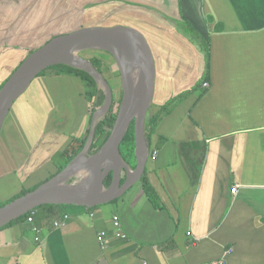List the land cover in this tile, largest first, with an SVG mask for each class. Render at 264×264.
Returning a JSON list of instances; mask_svg holds the SVG:
<instances>
[{
  "label": "crops",
  "instance_id": "crops-1",
  "mask_svg": "<svg viewBox=\"0 0 264 264\" xmlns=\"http://www.w3.org/2000/svg\"><path fill=\"white\" fill-rule=\"evenodd\" d=\"M110 12L151 47L152 113L175 99L146 135L142 177L161 206L141 177L110 203L36 209L0 228V264H264V0H0V85L59 26ZM90 109L79 77L34 78L0 130V199L59 173ZM114 214L128 238L115 236Z\"/></svg>",
  "mask_w": 264,
  "mask_h": 264
},
{
  "label": "water",
  "instance_id": "water-1",
  "mask_svg": "<svg viewBox=\"0 0 264 264\" xmlns=\"http://www.w3.org/2000/svg\"><path fill=\"white\" fill-rule=\"evenodd\" d=\"M96 48L110 53L121 74L122 98L113 128L104 143L95 151L91 147L96 127L113 102V92L105 76L88 59L79 55L82 50ZM76 54L84 64L72 63ZM57 64H68L90 73L105 93L100 111L92 116L89 135L82 151L59 173L37 188L0 206V228L43 204H73L86 207L110 203L122 196L144 174L150 155L145 125L150 115L155 90V61L144 34L137 28L114 26H82L55 35L28 54L0 87V130L14 102L27 90L42 71ZM88 65V66H85ZM132 64L138 65V78L132 75ZM135 124V167L121 154L120 145L131 123ZM83 170L80 182L70 181L74 165ZM112 179L106 185L109 174ZM124 179V180H123Z\"/></svg>",
  "mask_w": 264,
  "mask_h": 264
},
{
  "label": "trees",
  "instance_id": "trees-1",
  "mask_svg": "<svg viewBox=\"0 0 264 264\" xmlns=\"http://www.w3.org/2000/svg\"><path fill=\"white\" fill-rule=\"evenodd\" d=\"M186 23V22H185ZM184 28V32L187 34L186 32V24L183 25V23L181 24ZM181 26V27H182ZM187 26L189 27L190 25L187 23ZM191 29H193L192 27H190ZM61 34L60 32L57 34H51L49 35V37L47 38L46 41H48L49 39H51L52 37H54L55 35ZM44 42V43H45ZM43 44V43H42ZM200 49L204 52L206 59H207V76L209 75L208 69H209V61H210V43L209 41H205L202 40L200 42ZM34 49H32L29 54L33 51ZM84 58L88 59V61H90L99 71L101 70L102 64L101 61L95 57H91V56H83ZM98 64L101 66L99 67ZM57 68H54V67ZM50 68H54L58 71V73H66V74H71V75H75L77 77H79L85 84V96L87 98V100L90 103H93V107L91 105V116H93L94 112L97 110L98 106H102L104 103V100H100V89L98 87V83L96 82V80L93 78V76L88 73L87 71H85L84 69L78 68V67H74L68 64H57L54 66H51ZM46 72V70L42 71L39 75H42ZM3 85V83L0 85V87ZM120 101L118 103H115L114 100L111 104L110 109L108 110V112L106 113V115L101 118L98 123H97V127H96V133H95V139L94 142L92 144L91 147V152H95L103 143L104 141L107 139L108 135L110 134L112 128H113V124L115 122L117 113H118V109L120 106ZM175 101L172 100L170 103H166L165 105L162 106V109L157 112L154 113L152 115H150L146 121V125H145V134L149 136L150 133H152L156 127L158 122L160 121V119L162 118V116L166 113H168V111L170 110V106L171 104H173V102ZM135 123L132 122L129 129L127 130L123 141L121 142L120 145V151L122 156L124 157V159L130 163V165L135 166L136 164V160H135V155H134V150H135ZM89 131H90V127L86 133V135L83 138H75L74 141L68 146V148L63 151L62 153L58 154L57 156H59V159H63L65 158V160L61 163V166L59 167V172L61 170L64 169V167L74 158L76 157L84 148L88 135H89ZM147 137V136H146ZM112 179V174L110 173L106 179V185H109ZM124 180V179H123ZM142 181H143V186L144 189L149 197V199L152 201V203L157 206L160 207L161 206V202L159 201V197L156 193V191L153 189V187L151 186V184L148 182L147 178L145 176L142 177ZM39 185H34L28 188H22V190L17 193L15 196L11 197L10 199H8L7 201H2L0 202V206L6 204L7 202L11 201L12 199L21 196L23 194H26L27 192L37 188ZM43 207H48L50 209H54V208H59L61 207L60 204H43L40 205L32 210H36L39 208H43ZM92 208V207H89ZM31 210V211H32ZM24 214L23 216H21L20 218L16 219L19 220L21 218L24 217H28L30 212ZM14 220V221H16ZM12 221V222H14ZM12 222L8 223L5 226L10 225Z\"/></svg>",
  "mask_w": 264,
  "mask_h": 264
},
{
  "label": "rangeland",
  "instance_id": "rangeland-1",
  "mask_svg": "<svg viewBox=\"0 0 264 264\" xmlns=\"http://www.w3.org/2000/svg\"><path fill=\"white\" fill-rule=\"evenodd\" d=\"M132 4H134V3H132ZM75 5L78 6L77 4H75ZM84 7L86 8L85 5H84ZM95 7H96L95 10L98 12L99 11V9H98L99 5H96ZM75 8H77V10L79 9V7H75ZM77 12L81 13L80 11H77ZM83 12H84V10H83ZM127 19L128 18H125V20H124L123 17L122 18H118V17L116 18V16L112 17L111 12H110L108 14H105L102 17H97L96 19H93L91 21L88 20L87 23H85L84 25H86V26H105V27H109V26L116 25L115 24L116 22H117V24L125 25V22H127ZM84 21H86V20H84ZM89 21L92 22V23H90ZM73 27L74 26H63V25H61V26H59V29L56 30V31H60V33H66V32L71 31L72 29L75 30V29L80 28L79 25H77L76 28H73ZM205 41H207V40H205ZM211 53H212V51H211V47H210V55H211ZM79 55L82 56V57L83 56L95 57V58H97V59H99L101 61L102 67L98 64V66L101 67L100 72L105 76V78L109 82V85H110V87L112 89V92H113V100H114V102L118 103L119 100H121V97H122V85H121V80H120L121 79L120 73H119V70L117 68V64H116L113 56H110L106 51H103L101 49H96V48H89V49L82 50L79 53ZM74 63H77V62H74ZM54 68H57V67L55 66ZM93 78L95 79V77H93ZM102 88H104V87L100 86V88H99L100 89L99 96L101 97L100 100L103 99L105 101V93H104V90ZM91 105L93 107V103H90V106ZM101 107H102L101 105L98 106L96 111H100ZM152 108H153V106H152ZM106 113L105 114L102 113L100 115V117L103 118L106 115ZM152 114L153 113L151 111L150 115H152ZM59 158L60 157L57 156L54 161H58ZM4 172H6V169L1 167L0 173L4 174ZM81 174L82 173H76V175H74L71 178H69V180L70 181H78V182H80L82 180V178H83V175L81 176ZM84 177H86V175ZM7 200L0 199V202L7 201Z\"/></svg>",
  "mask_w": 264,
  "mask_h": 264
},
{
  "label": "built area",
  "instance_id": "built-area-1",
  "mask_svg": "<svg viewBox=\"0 0 264 264\" xmlns=\"http://www.w3.org/2000/svg\"><path fill=\"white\" fill-rule=\"evenodd\" d=\"M204 86H209V82L205 81L204 83ZM155 155H153V157H156V151H154ZM237 188H238V185H234L232 187V193H236L237 191ZM35 214V210H32L29 214V216L27 217V220L32 222L33 221V215ZM94 213H91V216H93ZM64 219H67L69 217V215L65 214L64 216ZM112 221H113V225H114V229H115V236L119 237V238H123V239H126L128 238V234L123 230V227H122V223H121V219L119 217L118 214H114L113 215V218H112ZM56 225L59 224V221H56L55 222ZM104 232H100L99 233V239L101 241L102 244H104ZM220 264H224V262H219Z\"/></svg>",
  "mask_w": 264,
  "mask_h": 264
},
{
  "label": "bare ground",
  "instance_id": "bare-ground-1",
  "mask_svg": "<svg viewBox=\"0 0 264 264\" xmlns=\"http://www.w3.org/2000/svg\"><path fill=\"white\" fill-rule=\"evenodd\" d=\"M69 61L70 62H72V63H74V62H77V63H82V64H84V61H82L76 54H73L71 57H70V59H69ZM85 66H88V65H86L85 64ZM131 71H132V75H133V77H135V78H138V65L137 64H132V66H131ZM78 165H74L73 167H71L70 168V170H69V173H68V175H74V174H76V173H82L83 172V170H81V168H78L77 167ZM84 173V172H83ZM85 174V173H84ZM85 175H87V174H85ZM86 179H87V177H86Z\"/></svg>",
  "mask_w": 264,
  "mask_h": 264
}]
</instances>
